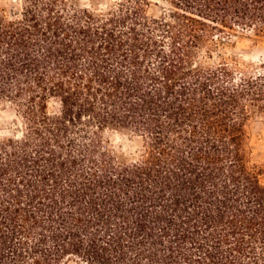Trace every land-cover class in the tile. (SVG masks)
<instances>
[{
	"label": "trees",
	"instance_id": "obj_1",
	"mask_svg": "<svg viewBox=\"0 0 264 264\" xmlns=\"http://www.w3.org/2000/svg\"><path fill=\"white\" fill-rule=\"evenodd\" d=\"M167 1H0V101L22 122L0 138V264H264V62H209L235 32L264 38V0Z\"/></svg>",
	"mask_w": 264,
	"mask_h": 264
},
{
	"label": "rangeland",
	"instance_id": "obj_2",
	"mask_svg": "<svg viewBox=\"0 0 264 264\" xmlns=\"http://www.w3.org/2000/svg\"><path fill=\"white\" fill-rule=\"evenodd\" d=\"M1 5L8 14L20 7V0H0ZM110 0H73L76 6L93 9L104 8ZM172 10L167 0H149L147 12L150 16L158 18ZM236 56L244 63L259 64L264 62V38L256 37L250 32H235L229 40L213 52L210 63H216L220 58ZM208 60V59H206ZM54 103L49 109H54ZM22 122L14 106L0 101V138L18 137L21 134ZM248 148L250 151V164L263 168L264 164V117L254 116L247 125ZM104 146L112 151L119 160L128 161L136 158L141 150L140 139L129 132L106 131L104 133ZM264 183V172L259 175ZM67 264H80L70 261Z\"/></svg>",
	"mask_w": 264,
	"mask_h": 264
}]
</instances>
